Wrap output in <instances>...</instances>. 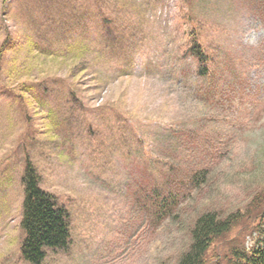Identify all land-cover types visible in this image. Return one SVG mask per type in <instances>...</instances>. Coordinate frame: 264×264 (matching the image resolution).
I'll list each match as a JSON object with an SVG mask.
<instances>
[{
	"label": "rangeland",
	"instance_id": "374dc122",
	"mask_svg": "<svg viewBox=\"0 0 264 264\" xmlns=\"http://www.w3.org/2000/svg\"><path fill=\"white\" fill-rule=\"evenodd\" d=\"M27 159L70 212L41 264H176L196 214L264 189V0H0V264H30ZM196 168L155 224L153 186Z\"/></svg>",
	"mask_w": 264,
	"mask_h": 264
},
{
	"label": "trees",
	"instance_id": "16d2710c",
	"mask_svg": "<svg viewBox=\"0 0 264 264\" xmlns=\"http://www.w3.org/2000/svg\"><path fill=\"white\" fill-rule=\"evenodd\" d=\"M187 52L197 62V74L206 76L210 55L195 35L191 37ZM208 172L206 168H196L178 180V184L166 173L164 180L168 183L155 184L145 205L155 224L177 214L183 187L179 185L185 184L188 190L197 188ZM21 183L23 238L20 253L30 264H41L48 251L68 250L70 212L55 194L40 186L37 169L29 159L25 160ZM188 235L187 246L176 264H264V189L234 210L203 209L192 219ZM246 236L251 238L249 244L244 241Z\"/></svg>",
	"mask_w": 264,
	"mask_h": 264
}]
</instances>
